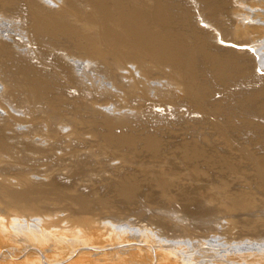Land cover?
<instances>
[{"label": "bare ground", "instance_id": "1", "mask_svg": "<svg viewBox=\"0 0 264 264\" xmlns=\"http://www.w3.org/2000/svg\"><path fill=\"white\" fill-rule=\"evenodd\" d=\"M56 3L0 0V159L18 149L28 153L29 166L53 169L39 179L28 170L11 176L0 165V233L36 248L31 264L43 263L56 235L57 245L70 247L56 263L75 264L84 253L76 247L86 243L81 226L97 216L94 231L118 242L142 241L140 229L122 222L136 205L173 202L190 214L205 212L208 203L213 222L225 218L216 238L253 241L236 248L235 262L263 261L264 242L257 240L264 236V50L258 45L264 0ZM43 45L51 51H43L45 58ZM93 71L115 77L113 102L104 94L91 99L94 90L88 97L91 87L81 94ZM65 165L67 177L76 176L68 184L55 177ZM95 172L102 182L90 186ZM51 211L67 220L60 229L48 226L55 225ZM152 239L167 252L161 264L194 263L183 251L197 239L185 238L183 249ZM210 241L216 240L204 239ZM142 257L133 250L120 259L139 264Z\"/></svg>", "mask_w": 264, "mask_h": 264}, {"label": "rangeland", "instance_id": "2", "mask_svg": "<svg viewBox=\"0 0 264 264\" xmlns=\"http://www.w3.org/2000/svg\"><path fill=\"white\" fill-rule=\"evenodd\" d=\"M42 2H44V1H42ZM51 2H52V4H54L57 2V0H51ZM237 5H241V4L237 3ZM256 8L257 7L253 8V9L254 10L261 9L260 7L257 9ZM241 17L243 18V15ZM245 20L247 21V19H244V21ZM18 21L21 22V19H18ZM16 37H17V39H21L20 35H17ZM258 45L263 46L262 48L264 50V41H261L260 43H258ZM36 46H37V44L32 45V47H35V48H36ZM260 49H261V47L258 50H260ZM46 50H48V52ZM43 51L48 56L50 55L48 53H50L51 51L49 48L47 49V46L45 47L43 45V48L40 49V56L42 57V55H44L47 57V55H45L43 53ZM260 54H259V56H262ZM44 56L42 58H45ZM90 68H91V66H89V70H92ZM95 72L93 74V77L94 76H96V77H94L93 79L91 77L88 78V82H89L88 85L89 84L90 85H89V87L87 86L88 87L87 89L85 88L86 90H82L83 92L81 91V94L86 95L87 90L91 87L90 88L91 90L89 89V91H88L89 92L88 97L92 94V92L94 90L93 94L90 96L91 99L95 98L96 96L100 97L102 94H104V95H102L103 100L104 99L109 100L111 98L112 100H110V102H113L114 98H115V96L113 98V94H116L115 92H117V90H118V88L116 89V86L114 85V82H113L114 81L113 79L115 78L114 75H112L114 77L112 79V78L108 77V75H111V74H107L103 71H102L103 74H101L98 71H95ZM104 73L106 75H104ZM102 77H104L105 80ZM94 82H97V83L94 84ZM102 82H104V83H102ZM106 82H107V84H106ZM95 85L97 87H95ZM243 86H245V84ZM53 87H55V86H53ZM104 87H106V88H104ZM232 88L235 89V87H232ZM90 91H92V92H90ZM95 92H98L101 94L98 95V93H95ZM77 93L79 94V92H76V94ZM94 94H96V96H94ZM107 94H109V95H107ZM106 95L108 97H106ZM92 96H94V97H92ZM103 96H105L106 98ZM216 96L220 97V94H217ZM129 117L135 118V117H132V115H130ZM28 157H29L28 153L20 152L18 149L14 150V152L11 153L10 155L2 156L0 159V165L3 169V172H5V173L9 172L11 174H9V173L8 174L13 176V174L15 175L19 171L28 170L29 173H35L34 176H37L39 179H44V178H46L48 173L49 174L53 173V169H42V168H39L36 166H29L26 163V159ZM118 163H120V162H118ZM68 170H69V166L65 165L63 167V169L56 172L55 177L60 182H65L67 184L71 183L72 181H75L76 176L67 177L66 172H68ZM102 175H101V172H95V173L89 174L87 180H90V182L88 183V185H90V186L94 185L95 186L98 183H101L102 182V178H101ZM3 176H6L8 178H14V177H11L8 175H3ZM205 205L208 207L205 212H203V213L190 212V214L182 213V211L179 207V204L178 203L175 204L173 202L169 203V205H168L169 207H147V206H145V204L140 205V206H139V204L136 205V208L129 211L128 214L131 217L130 220L137 221V222L133 223L130 220L128 222V220H126V219H123L122 222L124 221L123 224H126L127 226H129V228L132 227L131 228L132 230L140 229L141 230L140 234H138L137 237L139 239H142V241H138L137 238H135V237H130L132 235L124 234L123 235L124 237H125V235H127V237H130L132 241L128 240V241L124 242V241H121L123 239H119L120 241L118 242L117 239H116V241L110 239L108 237V235L106 236L104 234V232L94 231V230H97L98 225L100 223L99 218L101 216H97L96 218L98 219V221L95 224H93L94 226L91 223H89L85 226H81V229L85 233L86 243H84L85 245H81V246L76 247V252L81 251L84 253L81 255L80 260L78 262H76L75 264H133L129 261H121V259H120V257H127L128 253H130L133 250H139L141 252V255L143 256L141 259L142 263L140 261L139 264H144L147 262H148L147 264H152V263L154 264L156 262V260H158V258H159L158 264H161V258L163 261H166L164 259L167 258V252L165 251L164 248H161V247L159 248L158 244H155V239H152L153 241L149 242L148 239L152 238V235H155L157 237V239H161V241L159 242L160 244H164L165 241L166 242H174L175 245H179V248H182V249L186 247V245H184L186 243L185 238H188L191 236L193 239H197V241H198L197 245L196 244L194 245L192 243L191 245L186 247L187 252L183 251L184 254L193 257L191 259L192 263L194 262L193 264H196V263H198V264H209V263L213 264L214 262H215L214 264H216L218 262L217 260H220V259L232 260V262H227L226 264H240V263L241 264H256V263L257 264H262V263L264 264V260L261 261L262 259H259V257L256 259L250 257L252 259H250V261H246L245 263H242L243 260H241L240 263H238L239 261L235 262L237 260L235 257H236V255H238V253L240 251V250H236V248L239 246H242V245H247V244L252 245L253 241L251 240L252 241L251 242L250 240H242V241L239 240V241L228 242L227 240H224L225 236L221 237V238H216V236H218V234H219V236H221L222 232L225 229V228L223 229V224L225 221L221 222L222 218L223 219H225V218L221 217V219H220V217H218L217 219H220V220H215V222H213L214 220L212 218H210V217H212L211 214H207L209 212L208 209L210 208V206L208 203ZM164 206H165V204H164ZM263 215H264V213H263ZM48 216H50L49 218L52 220V221H50V223L55 224V225H48L51 228L56 227V229H58V228L60 229V227H62L63 222L67 221V220H65L64 217L56 218L57 216H60V213L58 211H51L50 214H48ZM105 219L110 220V217L106 216L104 218H101V221H103ZM116 222L119 224L122 223L120 220L118 221V219L116 220ZM160 222L165 223L164 225L161 224L162 228H159V227L151 228V226H149V225L145 226V223H149L151 225L152 224L158 225V224H160ZM69 226L79 227L80 225L78 226L76 224L69 223ZM217 226H219V227H217ZM220 226H222V227H220ZM129 228L126 227V230H129ZM213 229L218 230L219 232L218 231H216L217 233L213 232ZM143 230L144 231L148 230L150 233L148 232V234L147 233L145 234L146 231L142 232ZM221 230H223V231H221ZM121 231H122V229H121ZM206 231H209V232H206ZM88 233H92V234L88 235ZM181 233H183L185 235L188 234L187 235L188 237L178 236ZM86 234H87V236H86ZM150 234H152V235H150ZM194 234H200V235L203 234L204 236H202V237L194 236L193 237ZM55 236L53 237L52 240L48 241L47 245L45 246L46 254L48 256L44 255V257H42V260H43L42 264H58V262L56 263L55 259H58L60 257V255L66 256L69 252L68 249L70 247H67V245H64L61 243H58V245H57V241L59 239L56 238ZM143 236H145V238H143ZM176 236H178V237H176ZM8 238L16 240V241L18 240V239L14 238L12 236H9V235L4 237L0 233V264H31L28 262H34L35 256L33 254H31L30 252L36 251V248H34L33 246H30L27 248V246H24L25 243H22L24 241L21 240L20 241L21 244H16L14 242L9 241ZM209 238L215 239L216 241H210V242L205 243L204 239L207 240ZM263 238H264V236L261 238H258L257 241L262 240V242H264ZM135 239H136V241H135ZM146 239H147V241H146ZM129 242H131V243H129ZM188 242H191V241L189 240ZM124 243H126V244H124ZM119 244H121V245H119ZM94 246H98L97 249L94 250V248H93ZM135 246H136V248L131 249V247H135ZM166 246H168V245H164V247H166ZM141 248H143V249H141ZM155 250H156V253H157V250L159 251L158 257L155 255ZM205 250H209V251L213 250V251L219 252L221 256L218 255L217 257H210V256L206 255V252H207V254H210V253L208 251H205ZM93 251L99 253L101 258H97V256H95V254L92 253ZM260 252H263V254H264V251H259V253ZM28 253H30L28 260H27V262H24L23 260L26 259ZM194 256L196 259H194ZM48 257H50V258H48ZM219 263L220 262H218L217 264H219ZM36 264H41V263L36 262Z\"/></svg>", "mask_w": 264, "mask_h": 264}]
</instances>
